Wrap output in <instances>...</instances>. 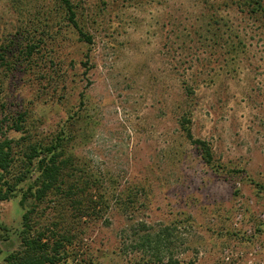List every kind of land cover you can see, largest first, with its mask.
Instances as JSON below:
<instances>
[{
    "label": "rangeland",
    "instance_id": "obj_1",
    "mask_svg": "<svg viewBox=\"0 0 264 264\" xmlns=\"http://www.w3.org/2000/svg\"><path fill=\"white\" fill-rule=\"evenodd\" d=\"M71 2L91 44L61 0H0V264L27 238L58 264H264V0ZM59 136L74 177L38 201L26 154Z\"/></svg>",
    "mask_w": 264,
    "mask_h": 264
},
{
    "label": "trees",
    "instance_id": "obj_2",
    "mask_svg": "<svg viewBox=\"0 0 264 264\" xmlns=\"http://www.w3.org/2000/svg\"><path fill=\"white\" fill-rule=\"evenodd\" d=\"M61 3L65 7L67 11V17L70 24L79 32L83 41L88 44L92 43V37L83 31L80 27L77 19L76 9L73 6L71 0H61ZM252 3L255 4V0H252ZM256 3H259L256 2ZM260 4V3H259ZM0 48H5L0 46ZM6 49V48H5ZM35 49V44L31 46H26L21 53H33ZM3 57V56H2ZM4 58V57H3ZM2 58V59H3ZM24 121V116L19 115L15 120H13L14 126L17 130L21 129V123ZM3 125L5 122L4 119L0 121ZM188 136L192 139V135L190 130H187ZM64 137H57L54 143L51 145L43 148L41 145L32 146L29 150L30 153H27V159L29 164H31L35 159H39L40 169L43 172L45 181L41 189L35 194L36 199L38 201H43L46 198V195L49 191L57 188V190H61L62 185H66V179L68 175L74 177L73 173L75 170L70 169V159L65 158V151H64ZM195 143L199 144L203 149L205 155L207 156V161L211 160L212 154L205 142L200 140L195 141ZM14 142L5 140L0 142V171L8 172V170L13 166L14 157L16 156L15 147L13 146ZM43 156V157H42ZM67 172V173H66ZM72 173V174H71ZM6 182H4L5 184ZM78 187L69 186V188L65 191L66 196L70 199L71 205L76 203L74 207L78 211H80L84 206L83 204L80 206L77 198L79 197L78 193L75 191ZM79 189V188H78ZM10 191L8 188L2 184V180L0 178V201H5L10 199ZM80 206L79 208H77ZM26 226L30 228V220L28 216L25 215ZM70 241V239H67ZM25 245L27 247V253L22 256L15 258V256H10L8 258L9 264H58L61 261V257H58L60 249L63 247L62 242L55 243L52 248H49L48 244H42L41 240L36 239H25ZM51 249V255L48 256L47 252ZM90 264H92L90 262Z\"/></svg>",
    "mask_w": 264,
    "mask_h": 264
}]
</instances>
